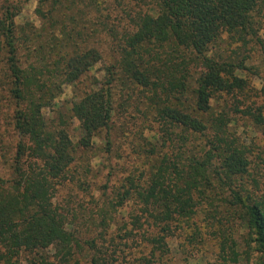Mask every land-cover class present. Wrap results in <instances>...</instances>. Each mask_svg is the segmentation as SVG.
I'll use <instances>...</instances> for the list:
<instances>
[{
    "label": "trees",
    "instance_id": "obj_1",
    "mask_svg": "<svg viewBox=\"0 0 264 264\" xmlns=\"http://www.w3.org/2000/svg\"><path fill=\"white\" fill-rule=\"evenodd\" d=\"M27 1L0 0V110L10 109L20 138L12 177L0 176V264H22L24 256L31 264H123L106 238L113 213L130 202L140 204L144 219L135 216L120 238L139 235L166 253L174 225L203 209L226 227L220 229L226 264H264L262 171L253 165L256 148L239 132L257 128L264 147V90L238 73L250 71L253 45L264 52V0H158L122 32L97 16L88 45L78 40L77 16L86 14L81 3L101 11L98 0H37L40 27L16 22ZM100 33L111 38L107 57ZM98 63L103 77L89 78L82 93L74 90L69 112L80 121L74 141L66 114L52 121L45 110ZM117 109L137 120L127 153L137 158L135 167L112 196L100 193L104 204L92 225L101 230H78L55 206L57 190L74 183L78 164L79 187L91 189L96 139L113 149ZM219 215L234 223L225 226Z\"/></svg>",
    "mask_w": 264,
    "mask_h": 264
},
{
    "label": "rangeland",
    "instance_id": "obj_2",
    "mask_svg": "<svg viewBox=\"0 0 264 264\" xmlns=\"http://www.w3.org/2000/svg\"><path fill=\"white\" fill-rule=\"evenodd\" d=\"M98 1L102 7L101 11H96L93 7H84L81 3L80 7L86 14L81 17L77 16V21H79L77 31L82 33V37H79L78 40L87 45L88 43L92 44V41L95 40L92 36L91 29L97 27V16H101V20L106 21L109 26H114L115 29L122 32L132 23V17L138 12L152 11L158 3V0ZM37 6V0L24 2L21 12L16 17V22L18 24L32 22L40 27L43 21L36 12ZM261 35L264 37V29ZM96 39H98L99 48L104 51L105 57H107L111 38H109L107 33H100ZM226 45V43H222L223 47H226ZM253 47L252 56L248 61V65L251 67L250 71H238V73L243 77L247 76L251 84L257 89L264 90V52L260 51L258 46L253 45ZM102 69L103 64H96L86 74L83 81L78 83L77 88L73 85L66 86L64 92L56 98V104L50 109L45 110L46 117L52 121H57L62 112L66 114L68 129L74 141H77V137L80 135V121L78 118L71 116V112H69L73 101L78 99L74 90L77 89V93H82L89 89V78L95 75L101 79L104 75ZM3 97L5 98V96H1V98ZM123 100L124 97L122 98L120 96L118 98L119 102H123ZM8 112H10V109L7 107H3L0 110V176L4 179H9L13 175V162L15 160L17 144L20 141L18 134L13 128L10 117L7 116ZM124 113L129 117L126 112ZM114 120L112 123V127L114 128L113 149L107 152L103 147L101 138L96 139L97 144H100V146L96 147L97 156L91 158L93 169L90 176H87V181L92 186L91 189L85 191L79 187L77 181L81 176L80 171L82 169L79 170L80 164H78V171L76 170L71 173L75 175V178L72 177L74 183L70 182L71 184L66 187L60 186L57 190L55 206H58L60 211L67 214V218L74 222V226L78 230L85 231L87 228L91 229L93 225H96L94 223L99 218L98 211L103 206L105 198L103 196L102 199L99 198L100 193L106 190L107 194L112 196L113 188L123 179L126 171H130L135 167L134 162L137 158L127 153L132 150V146L130 145L132 135L130 136V131L132 132L135 128L137 120L135 118L124 119L119 109H117ZM239 132L247 143L252 144L256 148L255 155L253 156V165L255 169L257 168L256 171H262L260 178L264 183V154L257 149L258 147L264 149L261 133L257 128L251 126L241 127ZM146 135L153 136L154 133L146 131ZM120 151L124 155L123 159L118 157ZM257 153H260L259 157ZM104 185H108L109 187L105 189ZM92 194L95 196L93 197ZM202 210L200 209L198 214L190 219L188 224L182 223V226H178V228L174 225V232L166 238L168 252L162 254V250L158 247L153 248V244H149V242L142 239L139 235L133 237L137 239H131L130 241L118 236L124 233L126 224L129 228L132 227L135 216L137 217L139 215L141 221L144 219L140 204L130 202L124 207L118 208L113 213V219L110 221L111 226L106 238V245L108 244L110 247H114V245L118 246L121 253L119 257L123 264H147V262H149L148 264H226L220 254V241L222 239L220 229L223 230L226 227H222L223 225L219 223L217 218H212L210 214ZM218 218H222L223 224L228 227L234 223L232 220L231 223H228L226 218H223L221 215ZM93 227L97 231L101 230L97 226ZM243 231L244 229H241V232ZM112 236H116V238L111 240ZM236 236L237 234H235ZM236 239L238 240L237 237ZM239 241L241 242V240ZM22 259V264H31L29 262L30 258L27 256H24ZM229 264L234 263L229 262Z\"/></svg>",
    "mask_w": 264,
    "mask_h": 264
}]
</instances>
